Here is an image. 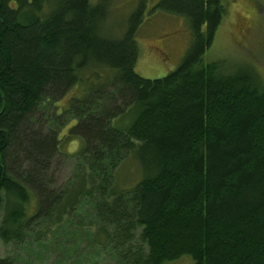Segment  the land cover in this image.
Segmentation results:
<instances>
[{
	"label": "trees",
	"instance_id": "1",
	"mask_svg": "<svg viewBox=\"0 0 264 264\" xmlns=\"http://www.w3.org/2000/svg\"><path fill=\"white\" fill-rule=\"evenodd\" d=\"M91 1L0 0V264H264V86L205 61L223 4L153 6L192 42L151 80L147 0L116 28V0Z\"/></svg>",
	"mask_w": 264,
	"mask_h": 264
},
{
	"label": "rangeland",
	"instance_id": "2",
	"mask_svg": "<svg viewBox=\"0 0 264 264\" xmlns=\"http://www.w3.org/2000/svg\"><path fill=\"white\" fill-rule=\"evenodd\" d=\"M92 1L91 3L95 4ZM137 1L116 0L111 18L107 20L105 26L107 27L111 21L115 28L121 26L136 7ZM158 1H146L143 24L136 36L139 56L134 71L140 77L151 80L162 78L174 71L192 42L185 19L159 11L151 12ZM219 1L226 13L216 30L211 47L206 51L205 61L223 60L233 66H242L255 74L264 86V0ZM118 31L116 29L111 33L115 34ZM75 94L76 92H73L72 95ZM79 143L81 141L77 140L64 149L71 152ZM73 166L74 161L63 156L53 162L52 173L59 184L70 177ZM1 213L0 209V219ZM8 252L9 247L0 242V257H5ZM169 264L193 263L188 257H184Z\"/></svg>",
	"mask_w": 264,
	"mask_h": 264
}]
</instances>
